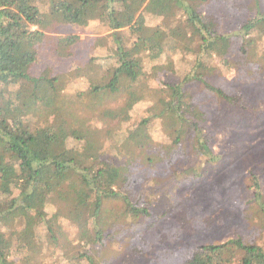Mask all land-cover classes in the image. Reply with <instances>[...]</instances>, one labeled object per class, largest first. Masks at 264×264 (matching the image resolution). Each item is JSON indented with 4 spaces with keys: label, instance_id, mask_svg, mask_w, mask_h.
Segmentation results:
<instances>
[{
    "label": "trees",
    "instance_id": "obj_1",
    "mask_svg": "<svg viewBox=\"0 0 264 264\" xmlns=\"http://www.w3.org/2000/svg\"><path fill=\"white\" fill-rule=\"evenodd\" d=\"M127 1L0 0V264H46L37 231L45 243L64 245L63 221L84 226L86 232L77 256L63 251L50 259L101 264L107 252L97 247L114 235L110 231L118 222L106 211L107 202H120L133 221L150 216L155 194L139 207L128 196L132 167L154 168L181 152L186 162L196 163L173 174L175 186L220 161L202 132L207 114L201 104L189 101L186 91L197 85L233 107L237 100L208 81L219 70L216 61L226 71L255 66L264 74V0H222L219 6L210 0H171L168 16H133L125 39L117 12ZM236 8L244 9L238 14L240 25L228 32L223 23L233 19ZM67 26L82 31L92 26L94 34L106 35L92 40L93 49L103 52L86 66L84 89L69 86L66 76L50 70L29 73L46 45L61 59L76 55L77 36L48 37ZM158 61L169 63L166 71L178 83L148 84L144 65ZM151 71L158 74L156 66ZM122 74L129 75L130 91L118 100ZM46 112L52 119L43 123ZM106 143L121 160L94 163L90 149L93 154ZM248 176L252 197L247 204L264 212L260 180ZM74 182L89 192L77 219L75 193L69 188ZM183 264H264V244L235 238L199 245Z\"/></svg>",
    "mask_w": 264,
    "mask_h": 264
},
{
    "label": "rangeland",
    "instance_id": "obj_2",
    "mask_svg": "<svg viewBox=\"0 0 264 264\" xmlns=\"http://www.w3.org/2000/svg\"><path fill=\"white\" fill-rule=\"evenodd\" d=\"M221 1L210 0V4L219 6ZM172 4L171 0L127 1L121 7L122 10L117 12L122 36L128 38V27L133 16L144 12L153 17H165L171 14ZM241 10L244 11L234 9L233 19L224 21L226 31L239 27L238 14ZM152 19L154 23L159 20ZM60 36L79 38L76 55L61 59L51 45H46L39 52L36 63L29 68V73L39 76L45 70H50L52 74L66 76L69 86L77 84L78 88L84 89L86 66L97 52H103L93 49L92 40L106 35L94 34L92 26L83 31L72 26L61 27L55 33L48 34L51 40ZM216 63L219 70L208 81L237 100V104L229 107L223 101L202 92L197 85L191 86L186 96L192 104H201L202 110L206 112L208 120L202 126V132L220 161L216 165H207L208 170L200 177L179 181L175 186L171 183L173 174L181 171L183 165L196 163L194 160L186 162L181 152L154 168L132 167L128 196L139 207L150 194H155L148 208L150 216L133 221L123 214L120 202H107L106 211L118 216V222L110 231L114 235L105 236L104 246L97 247L107 252L101 264H183L199 245L222 243L235 238H241L247 244H264V212L247 204L252 197L248 184L250 173L260 180L264 195V74L255 66L226 71L221 62ZM154 66L158 71L156 76L151 71ZM167 67L169 63L166 62L145 63L144 75L152 88L179 82L178 78L171 79ZM98 72L102 74V70ZM128 76H121L118 100H123L130 91ZM72 91L67 88V93ZM118 104L120 102L111 105ZM143 110L144 106H140L139 112ZM51 119V113L46 112L43 123ZM97 128H100V123ZM159 136L156 133L153 138L157 140ZM89 152L96 164L105 159L113 162L121 160L108 143L98 152L93 150L92 154L91 149ZM69 188L75 193L77 219L89 192L78 182L72 183ZM16 216L21 215L17 213ZM37 222L38 219L34 218L29 224L34 227ZM22 224L25 225H19ZM63 225L64 231L68 233L64 245L45 243L44 238H41V230L37 231L38 240L43 242L41 256L45 257L46 264H56L50 259V255L56 252L66 251L67 257L78 255V244H81L86 227L68 226L65 221ZM76 232L80 237L75 236ZM64 263L63 258L60 264Z\"/></svg>",
    "mask_w": 264,
    "mask_h": 264
}]
</instances>
